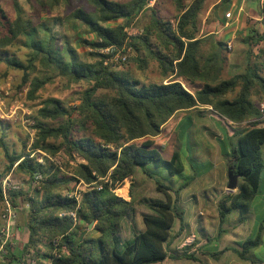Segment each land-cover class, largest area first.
Here are the masks:
<instances>
[{
	"label": "trees",
	"instance_id": "16d2710c",
	"mask_svg": "<svg viewBox=\"0 0 264 264\" xmlns=\"http://www.w3.org/2000/svg\"><path fill=\"white\" fill-rule=\"evenodd\" d=\"M49 1L50 6L56 3ZM229 1L220 0L212 12ZM87 2L92 9L77 7L67 16V21L70 37H76V41L89 49L86 55L91 61L81 58L67 33L56 30L57 18L36 23L21 15L15 1V18L8 19L2 14L6 21L5 32L0 36V61L21 71L20 87H27L28 99L37 98V92L55 76L68 82L83 81L88 86L74 106L67 107L59 99L47 97L29 117L34 130L30 148L53 156L62 152L68 158L65 171L46 158L44 164L39 163V153L30 156L25 151V138L18 149L10 150L5 132L0 133L3 165L0 196L2 179L12 170L25 173L29 179L35 172L42 176L30 192L9 193L13 206L19 197L26 204L23 223L28 238L21 252H15L7 242L0 264H25L29 248L33 249L30 256L37 264H151L176 258L166 250L165 244L175 220L179 222V231L183 229L184 211L177 205V198L188 181L173 188L155 174L164 168L170 175H181L180 150L173 149L169 156L163 155V148L184 112L200 105L210 106L221 118L223 132L219 148L226 166H233L240 179L235 192H225L217 201L219 226L233 210L243 219L258 192L264 167L261 154L264 110H260L264 102V76L259 74L264 63L258 66L249 57L252 48L263 51L259 47L264 41L263 32L250 29L242 38L247 46L245 68L224 77V42L213 36H199V17L205 0L188 3L173 0L177 11L174 22L159 17L151 8L149 22L139 34L132 35L125 28L147 8L149 0ZM79 31L91 34L92 38L80 37ZM16 43L27 49L23 60L6 50ZM206 43L209 46L204 50ZM109 46H129L135 53L131 59L140 70L146 68V58L155 60L161 80L146 82L128 68L103 64L104 56L98 50ZM142 54L146 57H141ZM37 71L44 74L33 75ZM182 82H199L200 86L191 91ZM137 169L153 180L165 199H144L150 213L142 215L143 228L137 231L131 222L133 236L124 240L119 227L123 218L134 214V199L131 191L126 200L115 189ZM79 179L87 186L77 203L65 191L70 182ZM71 210L75 211L77 220L85 222L84 227L73 224L70 216L60 215ZM260 243L258 233L239 242V248L233 251L239 259L250 260L249 252ZM181 255L198 260L194 252Z\"/></svg>",
	"mask_w": 264,
	"mask_h": 264
},
{
	"label": "rangeland",
	"instance_id": "374dc122",
	"mask_svg": "<svg viewBox=\"0 0 264 264\" xmlns=\"http://www.w3.org/2000/svg\"><path fill=\"white\" fill-rule=\"evenodd\" d=\"M14 1L17 2L20 13L22 16L33 20L38 23L40 20L57 18L56 30L59 33H67V38L70 44L76 49L84 60L91 61L86 51L87 47L81 45L76 41V37H70L68 30L67 16L77 7L85 9H92V6L87 0H56L53 6H50L49 0H0V36L5 32V19L2 17L4 14L8 19H14L17 15ZM126 1V0H120ZM188 3L190 0H184ZM220 0H205L203 8L200 12V33L199 36H213L226 44L231 42V48L223 46L222 54L224 56V77L231 74L240 73L245 68L247 46L242 42V38L249 33L250 29H258L264 33V0H230L228 3H223L218 6L215 12H212L215 4H220ZM234 5H233V4ZM241 7L240 10H238ZM151 8L156 10L159 17L174 22L177 11L174 6L173 0H150L147 8L138 14L126 26L130 35L139 34L144 25H146L151 16ZM230 11L231 15L227 17L225 14ZM239 11V13H238ZM54 21V20H53ZM225 23H228L225 26ZM224 26V27H223ZM236 27V28H235ZM78 35L83 38H92L91 34L79 31ZM77 35V36H78ZM209 44L206 43L203 47L207 50ZM263 51L258 52L256 48H252L250 62L257 63L262 66L264 63V41L259 46ZM9 54H15L20 59L25 58L27 49L16 43L12 46L6 47ZM257 54V55H256ZM135 56L132 50H128V60L124 63H118L116 68H128L137 77L146 82H155L161 80V75L157 67V63L153 59H147L146 68L138 69L136 63L131 59ZM141 57H146L142 54ZM42 71H37L33 75L42 76ZM259 74L264 76V66L260 67ZM21 71L9 67L4 61H0V133H4L5 141L9 149H18L21 140L27 139L26 152H29V138L34 136V130L30 126V118L35 109L39 107L42 99L47 97H55L59 99L62 104L67 107L74 106L78 103V98L84 88L88 86L86 82H68L64 77L55 76L50 82L46 83L38 92L37 98L28 99L26 96L27 87H20ZM166 81V80H165ZM183 85L191 91H194L198 86L197 83L188 84L182 82ZM255 103H258V98L252 96ZM264 104V102H261ZM260 104V105H261ZM186 112V111H185ZM213 115H211V114ZM217 121L223 127V122L220 117L210 109H194L185 113L175 130L172 132L170 138L163 148V155L171 153L173 149L180 150V163L183 170L180 174L170 175L167 170L160 168L155 176L161 182L172 185L176 188L180 183L188 181V184L183 188L177 198V205L184 211V222L191 214L193 218V225L187 227L183 234L178 233V220H175L171 230L170 239L167 240L165 247L166 250L176 258H168L164 264H211L216 262L218 264H230L231 260L236 259L232 252L226 251L220 253L218 261L210 255V253L217 247L232 246L229 238V233L226 228L230 225V221L237 215L235 211L230 212L224 223L219 226L217 201L224 193L220 189L223 181L226 179L224 174V165L221 163V157L218 155L219 140L215 135L221 137L220 131L213 125ZM231 123V122H229ZM207 124L210 128L203 131L204 125ZM225 129V128H224ZM182 145V146H181ZM218 145V146H217ZM261 154L264 163V144L261 148ZM170 156V154H168ZM53 157V155H52ZM168 157V156H165ZM61 165V170L65 171L64 164L68 161L66 155L58 152L54 155ZM80 161L79 159H77ZM70 164H73L70 161ZM0 166L2 165V155L0 153ZM6 176H10L11 181L19 182L22 192H30L28 187V176L20 171L12 170ZM240 182V179H238ZM174 185H173V184ZM72 189L77 187V184L72 181L69 185ZM126 187L125 195H121L118 189ZM79 190L85 189L78 186ZM132 192L134 199V214L128 218H123L119 227V235L122 239H131L133 231L131 222L135 225V229L141 230L143 228L142 215L150 213V210L145 204V200L155 199L164 200V195L157 191L152 179L147 177L139 169L136 170L132 177L126 178L121 187L115 189L118 196L128 200L129 192ZM170 192V191H169ZM173 197L174 194L170 192ZM18 204L22 209L17 212V217L14 222L15 226L23 224L26 204L21 197L18 198ZM252 217H248L247 224L255 223L253 233L248 237L252 238L262 231V243L254 247L250 251V256H258L261 249H264V167L260 174V181L258 193L250 202ZM4 208V201L0 196V214ZM1 223V218H0ZM92 223L90 224V226ZM219 228L224 230L216 236ZM226 231V232H225ZM96 233L92 232V235ZM18 236L22 238V234ZM122 240V242H125ZM183 252H194L198 260H191L182 257ZM163 261V260H162ZM151 264H158L159 262Z\"/></svg>",
	"mask_w": 264,
	"mask_h": 264
},
{
	"label": "built area",
	"instance_id": "2783aa9c",
	"mask_svg": "<svg viewBox=\"0 0 264 264\" xmlns=\"http://www.w3.org/2000/svg\"><path fill=\"white\" fill-rule=\"evenodd\" d=\"M150 1V0H149ZM227 17H229L231 15L230 11H228L225 14ZM126 32L128 34H130L127 30V28H125ZM225 46L227 48H231V42L228 41ZM128 50H131V48L129 46H122V47H116V46H109L106 48H102L99 49L98 52H100L101 54H103V64L105 65H111V66H116L118 63H124L127 59V52ZM260 110L263 111L264 110V104L260 105ZM33 141V136H30L29 138V153L30 156L34 155L35 153H39V156H37V161L41 164L45 163L44 158L48 159L49 161H52L54 163H56L57 165L60 166V163L58 162V160H56L54 158V156L52 157V155L48 154L47 152H44L40 149H35L32 150V148H30L31 143ZM42 179L41 173L35 172L33 174V176L31 177V179L28 180V187H34L36 185H38L40 183ZM77 184V187L75 189H72L71 187L68 188V190L65 191V195L67 197L70 198H74L77 203H79L80 198H81V193L83 190H79L78 186H82L86 188L87 184L79 179L77 182H75ZM100 186H98L99 188ZM20 189V185L19 182L17 181H11L10 180V176H5L2 179L1 182V196L2 199L4 201V208L0 214V218H1V223H0V258L3 254H6V244L7 242L11 243L12 246L14 247V244L10 241L11 239V230L12 228L15 226L14 222L16 220L17 217V212L19 210L22 209L20 204H16L15 206H13L9 200V193L11 191H19ZM78 205V204H77ZM66 214L68 216L71 217L73 224L79 225L80 227H84L85 222L83 221H79L76 218V214L74 210L71 211H67L65 213H60V215ZM33 249L29 248L28 253L25 254V264H37L33 259H31V253H32Z\"/></svg>",
	"mask_w": 264,
	"mask_h": 264
},
{
	"label": "crops",
	"instance_id": "0c3cea01",
	"mask_svg": "<svg viewBox=\"0 0 264 264\" xmlns=\"http://www.w3.org/2000/svg\"><path fill=\"white\" fill-rule=\"evenodd\" d=\"M261 1V0H260ZM233 4V3H232ZM234 5V4H233ZM241 9V7L238 9V10H240ZM238 13H239V11H238ZM228 25V23H225V26H227ZM224 27V26H223ZM236 28V27H235ZM264 34V33H263ZM243 61H245V59H243ZM183 84V83H182ZM197 87L196 88H198L199 86H200V83L199 82H197ZM207 109V110H209V109H211V107L210 106H208V105H200V106H197L196 108H193V109H189V110H186V112H184V114L185 113H187V112H189V111H193L194 109ZM183 114V115H184ZM211 114V113H210ZM182 115V116H183ZM211 115H213V114H211ZM182 116H181V118H182ZM180 118V119H181ZM180 119L178 120V122L180 121ZM178 122H177V124H178ZM213 125L215 126V127H217V129L220 131V133H221V137H219L218 135H215V138L216 139H218V140H220L221 138H222V132H223V127L219 124V122H217V121H214L213 122ZM209 126L207 125V124H205L204 125V128H203V131H206V128H208ZM208 129H210L211 130V128L209 127ZM212 131V130H211ZM182 146V145H181ZM218 146V145H217ZM218 150H219V156L221 157L220 159H221V163L224 165V174H225V176H226V179L223 181V184H222V187H221V189H220V191L221 192H228L227 191V189H226V184H227V166H226V158H225V156H223L222 154H221V151H220V148H219V146H218ZM264 164V163H263ZM239 179V178H238ZM239 183V182H238ZM123 188H125L126 189V187L124 186V187H122V188H120V189H123ZM119 190V189H118ZM237 190V188L233 191V192H235ZM125 191H127V190H125ZM223 193V194H224ZM258 193V192H257ZM255 197V196H254ZM253 197V198H254ZM253 200V199H252ZM251 200V201H252ZM251 206H250V208H249V211H248V213L244 216V218L243 219H239V214H238V212L236 211V210H233V211H235L236 213H237V215L236 216H234L233 217V219L230 221V225H228V227L226 228V230H228L227 231V233H229V237L227 236V238H229V240H230V242H231V245L232 246H224V247H217L216 249H214L211 253H210V255L211 256H213L217 261H218V257H219V255H220V253H223V252H226V251H229V252H232L233 253V255L236 257V259H234V260H231L230 261V264H264V249H261V251H260V254L258 255V256H250V252H249V259L251 260H241V259H239L238 257H237V255L234 253V251H233V249H236V248H239L238 247V243L239 242H241V241H243V240H245V239H247L252 233H253V230H254V227H255V223H252V224H247L246 223V220H247V218L250 216V217H252L253 215H252V213L250 212L251 210ZM232 212V211H231ZM192 214V213H191ZM189 215L188 217H187V220H186V222H184V218H183V223H184V226H183V229L182 230H180L179 231V225H178V231H179V233L180 234H183L185 231H186V229H187V227L189 228V226H192L193 225V218H192V215ZM89 227H90V225H89ZM222 229V231L224 230L223 228H221ZM12 232H11V239H10V241L14 244V251L15 252H21L22 251V249H23V247H24V245H25V243H26V241H27V238H28V230H27V228H26V226H25V224L23 223L22 225H17V226H14L13 228H12V230H11ZM226 232V231H225ZM19 233H21L22 234V238L20 239V237L18 236V234ZM220 234V232H219V229L217 230V232H216V236L217 235H219ZM263 233H262V231L260 232V238H261V243H262V235ZM260 243V244H261ZM224 248H228V249H224ZM221 250H223V251H221ZM167 259L168 258H166V259H164L163 261H162V263H158V264H164L166 261H167ZM211 264H214V263H212L211 262ZM216 264H218L217 262H216Z\"/></svg>",
	"mask_w": 264,
	"mask_h": 264
},
{
	"label": "water",
	"instance_id": "95a60500",
	"mask_svg": "<svg viewBox=\"0 0 264 264\" xmlns=\"http://www.w3.org/2000/svg\"><path fill=\"white\" fill-rule=\"evenodd\" d=\"M238 185V175L234 171L233 166L227 167V184L226 189L228 192H233Z\"/></svg>",
	"mask_w": 264,
	"mask_h": 264
},
{
	"label": "bare ground",
	"instance_id": "6f19581e",
	"mask_svg": "<svg viewBox=\"0 0 264 264\" xmlns=\"http://www.w3.org/2000/svg\"><path fill=\"white\" fill-rule=\"evenodd\" d=\"M118 192H119L121 195H125V188H123V189H119Z\"/></svg>",
	"mask_w": 264,
	"mask_h": 264
}]
</instances>
